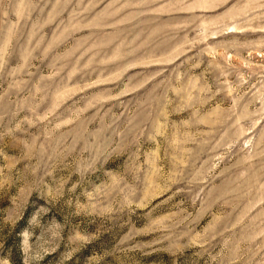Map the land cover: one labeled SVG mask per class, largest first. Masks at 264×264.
I'll return each mask as SVG.
<instances>
[{"label":"rangeland","instance_id":"374dc122","mask_svg":"<svg viewBox=\"0 0 264 264\" xmlns=\"http://www.w3.org/2000/svg\"><path fill=\"white\" fill-rule=\"evenodd\" d=\"M0 264H264V0H0Z\"/></svg>","mask_w":264,"mask_h":264}]
</instances>
